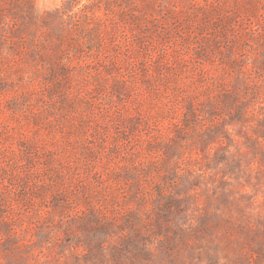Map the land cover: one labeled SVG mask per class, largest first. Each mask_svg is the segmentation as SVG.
Returning <instances> with one entry per match:
<instances>
[{"label":"rangeland","instance_id":"374dc122","mask_svg":"<svg viewBox=\"0 0 264 264\" xmlns=\"http://www.w3.org/2000/svg\"><path fill=\"white\" fill-rule=\"evenodd\" d=\"M0 264H264V0H0Z\"/></svg>","mask_w":264,"mask_h":264}]
</instances>
